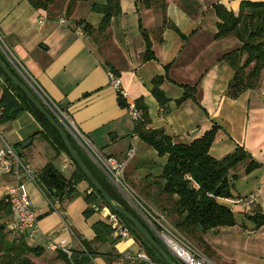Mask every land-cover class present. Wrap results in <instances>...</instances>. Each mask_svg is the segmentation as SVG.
<instances>
[{"label": "crops", "instance_id": "obj_1", "mask_svg": "<svg viewBox=\"0 0 264 264\" xmlns=\"http://www.w3.org/2000/svg\"><path fill=\"white\" fill-rule=\"evenodd\" d=\"M93 1L104 2H79L68 18L64 10L69 0H56L50 12L34 8L28 0H0L2 56L39 102L53 113L75 151L102 179L110 183L90 152L123 158L130 147H135V155L126 169L127 180L135 186L138 184L135 189L153 208H157L152 198L157 185L152 181L162 173L166 156H159L133 133L130 108L136 99L144 97L148 105V126L163 129L178 142L189 143L214 124L219 125L211 155L220 159L241 145L261 167L247 173L245 165H241L232 171L237 174L232 183L233 197L221 198L220 202L233 210L236 223L209 230L199 246L215 264H264V224L257 226L250 217L257 210L264 214V69L256 88L246 90L237 98L227 95L234 69L221 58L241 43L233 36L215 39L219 19L212 4L217 0H166L165 8L158 4L147 7L144 0H120L122 13L112 19L105 31L98 30L101 15L91 8ZM220 1L237 13L243 0ZM41 18L44 20L40 21ZM61 18L67 22L61 23ZM80 19L93 25L90 33L76 32L81 27L75 22ZM165 19L174 23L187 38L168 26L162 34H151L156 58L143 62L141 55L146 43L140 25L151 30L161 27ZM167 65H170L169 79L161 87L170 102L163 107L151 90L152 80L165 74ZM109 68L120 78L130 108L119 106L117 90L109 83ZM183 84L197 85L196 100L187 99L178 105L176 100L183 96ZM41 131L42 126L35 116L24 112L0 126V146L3 137L34 173L52 163L70 178L76 170L75 164L66 152L57 155L50 142L41 137ZM82 136L90 140L92 148ZM29 139L32 141L22 146V142ZM65 163L68 165L64 168ZM140 164L143 166L139 167ZM14 184L12 176L0 174V199ZM81 185L83 190L80 191ZM26 186L39 218V231L27 241L45 248L43 255L36 258L37 264L67 262L60 251L48 248L46 234L50 231L62 229L61 236L75 251H81L78 236L93 240L96 236L93 224L98 220L108 222L102 214L105 206L96 209V219L82 220V212L89 206L83 199L89 188L86 180L77 184V192L72 197L62 203L58 199L52 201L58 207L48 214L45 212L49 210V200L37 182L27 180ZM66 225L78 236H73ZM113 240L110 237L106 243L92 244L102 264H111L110 255L141 249L134 236L117 241L111 244L112 249H107L106 244ZM94 262L95 257L92 264Z\"/></svg>", "mask_w": 264, "mask_h": 264}, {"label": "trees", "instance_id": "obj_2", "mask_svg": "<svg viewBox=\"0 0 264 264\" xmlns=\"http://www.w3.org/2000/svg\"><path fill=\"white\" fill-rule=\"evenodd\" d=\"M28 1L34 8L46 12H50L56 2V0ZM89 1L91 0H69L64 15L70 18L79 2ZM165 1L144 0V4L147 7L158 4L165 8ZM212 7L219 19L217 32L214 35L215 39L233 36L241 43L240 47L225 53L221 58L234 69V76L229 82L226 93L231 98H237L246 90L254 89L259 85L264 69V0H243L237 13L228 9L220 0L215 1ZM91 8L101 15L98 25V30L100 31H105L111 24L112 19L122 13L120 0L93 1ZM75 24L76 26H80L86 33H90L94 28L91 23L81 19L76 21ZM140 26L146 43V50L141 55L143 62L156 58L153 42L150 37L151 34H162L165 27L168 26L174 29L182 38H187V35L174 23H168L166 19L159 28L148 30L143 28L142 24ZM159 40L160 42L163 41L161 37ZM0 56L12 72L28 87L26 82L10 67L1 52ZM169 67L170 65L165 67V74H161L152 80L151 92L163 107H166L170 102V99L161 87L163 82L169 79L167 73ZM108 71L116 74L113 68H109ZM182 87L184 93L180 99L176 100L178 105H181L187 99L196 100L198 91L196 84H183ZM117 101L122 108H130L131 106L120 90L117 91ZM134 106L140 112V117L134 120L133 133L141 141L154 148L159 156H166L162 173L159 177H154L152 181L153 185H157V190H155L152 196L157 207L168 216L170 222L178 230L198 245H201L204 241L203 235L209 230L235 225L236 219L233 210L221 203L220 199L233 197L232 183L237 174H232V171L241 165H245L246 172L250 173L261 167V163L255 160L241 145L220 159L211 155V147L220 129V126L217 124H214L202 136L189 143L178 142L163 129L148 126L150 115L144 97L136 99ZM27 111L31 112L41 124V137L50 142L56 154L59 155L61 151L66 152L76 166V170L70 178L65 177L52 163H48L38 173H35L37 176L36 182L46 198L51 202L54 201L53 199H58L62 203L66 198L72 197L77 192V184L81 180H86L89 188H93V192L88 193V188L84 193L86 201L89 204L84 210V214L89 216L96 209L108 206L127 225L132 236H134L141 248L147 251L153 261L158 264H168L136 226L111 207L101 193L96 190L92 182L71 156L55 126L30 102L24 91L0 67V126L17 119L22 113ZM89 169L97 177L111 198L139 218L149 229L153 237L163 245L161 240L151 231L147 223L130 203L126 199L120 201L114 196L111 182L109 181L110 183H108L107 180L97 175L94 170ZM53 210L49 206V210L45 213L48 214ZM11 216L10 203L6 200V196H4L0 199V264H37L35 259L43 255L45 248L29 244L26 236L14 235L7 226V220ZM250 217L255 221L257 226L264 224V214L260 210H257ZM93 228L96 233L93 240L86 241L80 238L87 252L75 251L74 259L77 264H92V258L97 255L92 244L106 241L113 232L111 224L105 220H98L93 224ZM61 256L67 261L66 255L62 252ZM115 256L117 255H110V261ZM174 260L177 264H183L176 258Z\"/></svg>", "mask_w": 264, "mask_h": 264}, {"label": "built area", "instance_id": "obj_3", "mask_svg": "<svg viewBox=\"0 0 264 264\" xmlns=\"http://www.w3.org/2000/svg\"><path fill=\"white\" fill-rule=\"evenodd\" d=\"M44 20L41 18L40 21ZM61 23H66L65 18L60 19ZM82 35V28L76 31ZM1 39V38H0ZM109 83L118 91L121 89V80L112 71H108ZM124 94V93H123ZM131 107V106H130ZM133 120L140 117V112L133 105L130 108ZM73 129L78 133L79 130L69 119ZM86 144L91 146L90 140L82 136ZM0 146V174H8L13 177L15 184L10 186L6 191V200L10 203L12 216L7 222L8 229L16 236H26L27 239H33L39 231V218L33 208L30 195L26 186L27 180L36 182L37 176L31 167L25 163L21 157L14 151L3 137ZM94 151V150H93ZM95 159L99 168L105 176L112 182L121 195L130 203L143 220L147 223L151 231L161 240L168 252L183 264H215L195 243L178 230L167 218L164 212L158 211L148 204L142 196L136 192L129 184L126 176V169L129 161L135 155V147L132 146L123 158L113 155H105L101 152H90ZM68 163L64 164V168ZM93 192V188L88 189V193ZM49 202L53 204L50 200ZM103 216L111 224L114 234L122 239L132 236L130 229L121 221L118 215L105 206L102 210ZM67 228V227H66ZM62 229H55L46 234L48 248L60 251L67 257L66 264H77L75 262V250L73 245L67 239L61 236ZM81 251L87 252L78 238ZM94 257L92 258V261ZM111 264H158L152 260L150 255L144 249L137 252H127L115 256Z\"/></svg>", "mask_w": 264, "mask_h": 264}, {"label": "water", "instance_id": "obj_4", "mask_svg": "<svg viewBox=\"0 0 264 264\" xmlns=\"http://www.w3.org/2000/svg\"><path fill=\"white\" fill-rule=\"evenodd\" d=\"M0 67L4 71V73L13 80L28 96L30 102L44 115L49 121L55 126L57 131L62 136L63 141L65 142L71 156L78 164V166L82 169V171L86 174L87 178L92 182L96 190L101 193V195L105 198L108 204L117 210L120 214L125 216L128 220H130L136 228L143 234V236L148 240V242L158 251V253L166 260L168 264H177L172 257V255L168 252V250L160 244L151 234L149 229L145 226V224L137 218L132 212L116 203L108 192L105 190L103 185L99 182L97 177L93 174V172L89 169L83 159L79 156V154L73 148L71 142L68 139L65 129L59 124L53 113H51L43 104H41L35 94L27 87L17 75H15L12 70L5 64L3 58L0 56ZM32 140H26L22 142V146H26Z\"/></svg>", "mask_w": 264, "mask_h": 264}, {"label": "rangeland", "instance_id": "obj_5", "mask_svg": "<svg viewBox=\"0 0 264 264\" xmlns=\"http://www.w3.org/2000/svg\"><path fill=\"white\" fill-rule=\"evenodd\" d=\"M68 4V3H67ZM66 9V8H65ZM65 11V10H64ZM137 162V164L139 163V161H136ZM141 166H143V165H141L140 164V166L139 167H141ZM148 168L152 171V170H154V167H152V166H148ZM145 169H139V171H144ZM128 182H129V184L133 187V189L136 191V192H138L136 189H138L137 188V183H136V186L131 182V181H129L128 180ZM111 186H112V188H113V190H112V192H113V194H114V196L118 199V200H120V201H122V200H124L125 198L121 195V193L117 190V188L112 184V182H111ZM136 188V189H135ZM80 191L81 190H83V186L81 185V186H79V188H78ZM83 194V193H82ZM138 194L140 195V196H142V194L141 193H139L138 192ZM4 197V196H3ZM143 197V196H142ZM83 199L85 200V202L87 203V201H86V197H85V194L83 195ZM143 199H144V197H143ZM54 201L56 200V199H53ZM146 201V200H145ZM56 202V201H55ZM147 203H148V201H146ZM48 204H49V206L50 207H52V209H57V207H58V204H51L50 202H48ZM88 204V203H87ZM148 204H150V203H148ZM89 205V204H88ZM91 207H93V205H91ZM87 208V207H86ZM85 208V209H86ZM155 208V207H154ZM156 210H158V211H161V212H163L160 208H155ZM82 215H83V217L81 216V218H82V220L83 221H85L86 220V218H89L91 221L92 220H94V219H96V217H97V210L94 212V213H92L91 215H89V216H86L85 214H84V211L82 212ZM167 216V215H166ZM167 218H168V216H167ZM11 220V217L7 220V222H9ZM168 220H169V218H168ZM170 221V220H169ZM66 227H67V230H69L71 233H72V235L73 236H78V234H76L75 232V234H73V232H72V230H71V227L70 226H68V225H66ZM14 234V233H13ZM15 235V234H14ZM79 238H81V236H78ZM110 237H113L114 238V240H113V242H110V244H106L107 246H108V248L107 249H112V246H111V244L113 245V244H115V243H117V241H121V240H125V239H122V238H119V237H117L115 234H114V232H112L111 233V235H109V237L107 238V240L106 241H104L103 243H106L107 241H109V239H110ZM81 239H84V238H81ZM120 239V240H119ZM77 241H78V239H77ZM89 241H91V240H89ZM78 243H79V241H78ZM196 244V243H195ZM201 250H202V248L198 245V244H196ZM102 251V250H101ZM125 253H127V252H124V253H121V254H125ZM52 254V253H51ZM111 254V252L109 253V254H106V256H108V255H110ZM100 255H96L95 256V260H96V262H94L93 264H102L101 263V260H100ZM36 260V259H35Z\"/></svg>", "mask_w": 264, "mask_h": 264}]
</instances>
